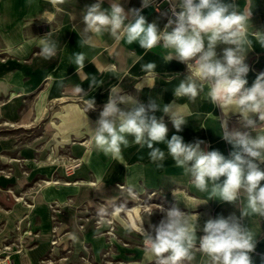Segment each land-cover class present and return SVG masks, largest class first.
I'll list each match as a JSON object with an SVG mask.
<instances>
[{
    "label": "crops",
    "instance_id": "obj_1",
    "mask_svg": "<svg viewBox=\"0 0 264 264\" xmlns=\"http://www.w3.org/2000/svg\"><path fill=\"white\" fill-rule=\"evenodd\" d=\"M96 2L97 0H64L54 7L50 0H0V94L11 95L10 98H13L18 94L11 92L13 86L20 87L25 93L22 96L34 88L38 97L37 120L51 128L50 134L42 133L40 136L42 143L53 145L74 141L77 144L70 146L69 156L84 162L74 171L69 182L61 179L45 181L46 185H40L42 192H39L37 198L54 208V216V212L58 211L55 208L61 205L68 208L72 204L90 206V202L101 203L99 199L103 198L105 192L120 181L124 187L132 188L133 191L148 188L161 190L162 196L168 202H173V206L187 214L198 216V233L202 232L205 221L210 218H227L230 215L240 217L242 212L248 211L246 200L223 202L210 199L209 192L197 190L191 183L190 176L182 168H178L167 154L164 143L154 145L165 152V160L157 162L162 163V167H157V163L150 160V150L146 146L142 148L135 144L131 137L129 146L122 148L120 159L105 155L95 147L90 128L96 127V121L114 86L123 90L122 95H131L144 104L148 103L150 97L156 99L161 108L175 101L176 110L187 121L181 132H176L171 119L162 111L155 113L157 117L163 116L168 127V139L177 134L186 143L207 140L210 143L207 151L219 150L228 156L232 146L223 139L225 128L222 124L225 122L229 131H249L252 136L264 135V121H259L257 116L254 115L257 120L256 128L248 129L243 126L239 109L234 105H225L222 100L217 103L211 101L208 97V83L195 75V65L191 72L183 62L176 59L168 62L169 55L174 56L173 50L158 44L145 52L138 43L128 44L123 38L117 40L108 31L100 35L86 32L83 22L85 7ZM112 2L113 0H102L101 6L109 9ZM226 2L236 5L237 10L248 17L241 26V35L249 42L244 44L243 55L249 66L246 86L250 87L257 76L264 73V45L261 44L264 41V0ZM119 3L125 13L141 8L140 14L146 18V22L156 23L158 28L161 27L163 18L157 14L153 3L147 8H142V0H119ZM43 37L57 43V54L51 60H46L39 54L40 39ZM86 40L89 43H84ZM225 47L230 45L218 44V57L222 56ZM74 53H84L86 56L82 70H77L73 63ZM149 62L157 65L152 74L141 70V66ZM188 77L203 88L194 102L187 96L175 97L173 93L179 83ZM93 79L97 83L90 89ZM101 82L103 83L100 84ZM77 85L87 92L86 96L76 93ZM91 98L95 100V108L86 112L84 101ZM119 107L129 110L131 106L120 104ZM65 156L66 154L61 153L58 159L64 162L69 157ZM48 158H53L55 164L47 162L46 166L57 165L54 155L49 153L46 159ZM44 164L40 163L39 166ZM260 167L264 169V164ZM27 183L29 182L24 177H16L15 184L19 187ZM12 197L14 202L9 201L10 205H6L9 208L7 212L0 213V238L3 239L0 243L1 260L7 256V252H4L7 248H2L6 241L5 246L13 250L8 257L10 259L11 256V264H38L41 253L46 251V244L42 241L44 234L37 229L32 230V227L41 222L31 215L32 210L29 208L33 206L27 202L15 204L20 202L15 201V198L21 197L17 198L13 194ZM138 207L142 206L124 208L131 212L122 214V217L124 214L129 217L124 219L131 228H134V212L140 217ZM60 218L58 216L57 219L61 225ZM28 223L29 227L26 226ZM242 223L256 238L254 253L264 254V217L249 214L242 219ZM60 225L56 226L57 231L61 228ZM143 227L146 228L144 223ZM65 231L59 232L62 237L68 234ZM196 235L198 238L202 236ZM23 243L27 247L26 251L20 250ZM197 253L201 264H208V258L199 251ZM1 264L7 263L3 261Z\"/></svg>",
    "mask_w": 264,
    "mask_h": 264
},
{
    "label": "clouds",
    "instance_id": "obj_2",
    "mask_svg": "<svg viewBox=\"0 0 264 264\" xmlns=\"http://www.w3.org/2000/svg\"><path fill=\"white\" fill-rule=\"evenodd\" d=\"M50 2L55 7L64 0ZM152 3L153 0H142V8ZM101 5L102 0H97L85 7L83 22L86 32L100 35L108 31L117 40L123 38L128 44L138 43L145 52L162 44L174 52V56L167 58L168 62L176 59L185 63L188 70L195 65V75L208 83V97L213 103L222 100L225 105L239 109L245 128H256L254 115L264 121V73L259 74L250 87L246 86L249 66L243 53L244 44L249 42L242 37L241 26L248 17L241 14L236 5L226 0H179V11L173 7L175 18L169 19L163 30L156 23L146 22L138 9L125 13L119 0H113L109 9ZM40 40L39 54L51 60L57 54V43L44 37ZM218 44L230 45L219 57L216 52ZM261 44L264 45V41ZM85 60L84 53H74L73 63L77 70L84 68ZM156 67L154 62H149L142 65L141 70L152 74ZM96 83L93 79L89 88ZM75 91L81 96L87 95L80 85ZM122 91L118 86L112 87L96 127L90 128L92 141L99 151L120 159L122 148L129 146L131 137L135 144L142 148L146 146L150 150V160L157 163L165 160V152L154 145L164 143L167 154L190 176L197 190L209 192L210 199L228 203L244 199L247 202L248 211L242 212L240 217L218 216L205 221L203 235L199 238L196 235L198 216L187 214L176 206L168 209L160 206L163 218L157 225H150L151 231L144 229V220L138 217L134 229L143 237L146 259L150 264H190L196 248L208 258V264H253L250 254L257 241L242 219L249 214L264 217V169L260 167L264 164V135L229 131L225 122L222 124L225 128L223 139L232 146L228 156L219 150L205 151L201 148V141L186 143L177 134L167 138L168 127L164 118L155 113L162 111L171 119L176 132H181L187 121L176 110L175 101L161 108L156 99L150 97L144 104L131 95H122ZM201 91L203 88L188 77L173 93L175 97L187 96L194 102ZM84 103L86 112L94 110V98ZM120 104L131 107L122 110ZM162 166L157 163V167ZM129 194L134 196L132 188H129ZM123 211V207H117L113 214L119 215Z\"/></svg>",
    "mask_w": 264,
    "mask_h": 264
},
{
    "label": "rangeland",
    "instance_id": "obj_3",
    "mask_svg": "<svg viewBox=\"0 0 264 264\" xmlns=\"http://www.w3.org/2000/svg\"><path fill=\"white\" fill-rule=\"evenodd\" d=\"M33 89L22 96L21 94L25 93L20 87L13 86L11 92L18 93L13 98H10L11 95L0 94V213L7 212L9 208L6 205H10L9 201L14 202L12 194L17 198H24H20V202L15 204L27 202L33 206L28 207L32 210L31 215L41 223L32 227V230L41 231L44 234L42 241L46 244V251L41 253L38 264H150L144 254L143 237L134 228L127 226L128 222L124 217H129L124 214L125 224L122 219L119 220L112 214L117 207L131 208L141 205L142 207L137 208L138 214L143 217L145 229L151 231L150 225H157L163 218L159 207L168 209L173 206V202H168L165 196H162L161 190L135 189L133 196L129 194V188L119 181L99 199L101 203L90 202V206L72 204V207L68 208L61 205L55 208L58 211L54 212V216V208L48 207L37 198L45 181L61 179L69 182L71 175L84 162L76 168H66L77 158L69 156L70 146L77 144L74 141L53 145L42 143L40 136L42 133L50 134L51 128L37 120L38 97ZM50 113L52 114V111ZM49 153L54 155L57 165L46 166L47 162L49 163L46 159ZM61 153L66 154L65 157L69 156L64 162L58 159ZM52 159L50 161H53ZM40 163L45 164L39 166ZM16 177H24L29 183L19 187L15 184ZM126 210L123 212L131 213ZM123 212L120 213L121 216ZM134 215L133 225L137 223L138 218L137 212H134ZM58 216H61V225ZM29 224L26 226L29 227ZM58 225L61 228L57 231ZM64 230L68 234L62 237L59 232ZM196 234L203 235L201 231L198 233V230ZM58 236L61 237L58 239ZM2 241L0 238V243ZM3 243L2 248H7L4 250L7 256L2 260L0 257V264L3 261L11 264V256L10 259L8 257L13 250L8 245L5 246L6 241ZM23 244L20 250L26 251L27 247ZM197 252L198 249L194 248V259L190 264H201ZM250 255L253 264H264V254L253 251Z\"/></svg>",
    "mask_w": 264,
    "mask_h": 264
},
{
    "label": "built area",
    "instance_id": "obj_4",
    "mask_svg": "<svg viewBox=\"0 0 264 264\" xmlns=\"http://www.w3.org/2000/svg\"><path fill=\"white\" fill-rule=\"evenodd\" d=\"M153 5L155 7L157 14H159L163 18V23H162L161 27L159 28L160 30H163L165 28V26L167 25L169 19L175 18L173 15V11H172L173 7L175 6L176 10L179 11V0H153ZM137 9L140 10L141 8H137ZM169 30H171V29H169ZM201 142H202L201 148L203 150L207 151V148L210 145V143H207V140H204ZM76 166H78V165H76ZM74 168H76V167H74Z\"/></svg>",
    "mask_w": 264,
    "mask_h": 264
},
{
    "label": "bare ground",
    "instance_id": "obj_5",
    "mask_svg": "<svg viewBox=\"0 0 264 264\" xmlns=\"http://www.w3.org/2000/svg\"><path fill=\"white\" fill-rule=\"evenodd\" d=\"M207 143H209V142L207 141ZM47 160H48L50 163L55 164V162L50 161V158H48ZM80 164H81V161H80L79 159L72 160L71 164L68 165V166H66V168L71 169V168L76 167V165H80ZM50 184H51V183H50ZM15 200H16V201H19V199H15ZM127 211H129V210H127ZM123 213H124V212H123ZM112 216L115 217V218H117V219H119V220L122 219L123 222L126 224V222H125V220L123 219V217L121 216V214H119V215H114V214H112Z\"/></svg>",
    "mask_w": 264,
    "mask_h": 264
}]
</instances>
